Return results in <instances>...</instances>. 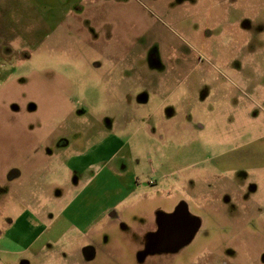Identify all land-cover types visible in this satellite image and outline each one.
Wrapping results in <instances>:
<instances>
[{"label": "rangeland", "instance_id": "rangeland-1", "mask_svg": "<svg viewBox=\"0 0 264 264\" xmlns=\"http://www.w3.org/2000/svg\"><path fill=\"white\" fill-rule=\"evenodd\" d=\"M0 264H264V0H0Z\"/></svg>", "mask_w": 264, "mask_h": 264}, {"label": "flooded vegetation", "instance_id": "flooded-vegetation-1", "mask_svg": "<svg viewBox=\"0 0 264 264\" xmlns=\"http://www.w3.org/2000/svg\"><path fill=\"white\" fill-rule=\"evenodd\" d=\"M162 225H164V232L162 236H158V232L154 234L152 246H160L167 249L188 240L185 239L184 233L190 225V221L186 217H178L167 223L166 217L163 216L160 227Z\"/></svg>", "mask_w": 264, "mask_h": 264}, {"label": "water", "instance_id": "water-1", "mask_svg": "<svg viewBox=\"0 0 264 264\" xmlns=\"http://www.w3.org/2000/svg\"><path fill=\"white\" fill-rule=\"evenodd\" d=\"M182 215H181V214ZM164 217H166V221L167 223H169L171 220L177 219L178 217H186L189 221H190V225L188 226V228L186 229L184 235H185V239H189L192 235V233L194 232V230L196 229V227L198 226V222L197 220L191 215L189 214L185 208H180L177 212H175L174 214H170V215H165ZM164 232V225H162L158 231V236H162Z\"/></svg>", "mask_w": 264, "mask_h": 264}, {"label": "crops", "instance_id": "crops-1", "mask_svg": "<svg viewBox=\"0 0 264 264\" xmlns=\"http://www.w3.org/2000/svg\"><path fill=\"white\" fill-rule=\"evenodd\" d=\"M28 1V0H27ZM29 1H32V0H29ZM34 1V0H33ZM40 1H43V2H46L47 0H40ZM62 22H65V20L64 21H62ZM46 23V22H45ZM62 25V24H61ZM56 26H60V24H57Z\"/></svg>", "mask_w": 264, "mask_h": 264}]
</instances>
